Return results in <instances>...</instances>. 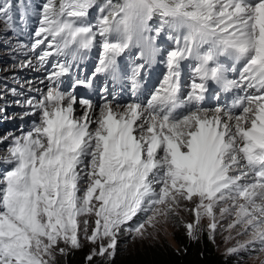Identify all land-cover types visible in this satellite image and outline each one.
<instances>
[{"label": "snow or ice", "instance_id": "snow-or-ice-1", "mask_svg": "<svg viewBox=\"0 0 264 264\" xmlns=\"http://www.w3.org/2000/svg\"><path fill=\"white\" fill-rule=\"evenodd\" d=\"M13 7L0 2L9 27ZM94 7L97 0L40 7L29 51L40 49L46 91L24 102V115L36 119L11 137L2 158L11 168L0 173V264H57V254L79 249L82 238L96 245L89 261L114 256L139 213L144 220L127 230L143 238L181 210L194 213L186 225L193 239L203 218L215 234L219 220L232 216L228 229L239 225L238 235L249 239L230 251L254 245L264 252V0H105L93 22ZM165 36L175 44L163 61L166 74L143 99L140 74ZM96 47L97 64L81 77ZM134 49L141 61L129 77L134 100L119 103L107 85L100 104L78 97L100 76L119 79V60ZM185 61L194 62L186 91ZM212 84L238 94L204 107Z\"/></svg>", "mask_w": 264, "mask_h": 264}, {"label": "rangeland", "instance_id": "rangeland-1", "mask_svg": "<svg viewBox=\"0 0 264 264\" xmlns=\"http://www.w3.org/2000/svg\"><path fill=\"white\" fill-rule=\"evenodd\" d=\"M101 1L102 3L105 2V0ZM16 2H18V0ZM24 2L26 5L28 0H24ZM44 2L45 0H39L38 7L36 8L38 13H36V20L26 28L15 30L12 26L9 27V25L4 22L6 18L0 19V109H3V111H0V173L11 168V165L2 162V158L7 155V148L10 145L11 137L20 136L29 131L33 121L36 119L34 116L24 115L26 111L24 102L32 97L39 98L41 95V93L30 91L28 82L31 77L37 76L45 79L48 74V70L46 69H41L42 72L37 73L31 72L29 68L21 67V64L32 59L36 66H38L36 54L40 49H37V53H33L29 51V47L34 40L33 33L38 28L40 18L39 10ZM96 17L97 10L93 11V9H91L89 19L94 22ZM157 44L162 49L161 54L158 55L150 65H146L145 70L140 74L142 78V88L138 95H141L143 99H146L162 82L166 74V67L163 62L164 58L167 52L175 47L174 42L168 39L167 36H165L162 41L157 40ZM137 51L133 50L132 55L125 54L120 58L119 65L121 75L119 79L113 81L111 78L100 76L93 81L92 88H78V97L89 98L93 100L94 103L100 104L102 103L101 89L107 85L110 92H112L119 103L125 104L134 100L136 97L132 95L129 77L135 65L141 62L133 59ZM96 57L95 50H91L87 54L80 65L79 75L81 77L88 76L93 72L97 64ZM190 63L194 62L187 61L184 70L191 71L192 65L190 66ZM234 74L236 75V73ZM189 81L190 78L186 81V90ZM71 84L72 78L68 77L65 78V83L62 87L69 89ZM111 98L110 96L109 99ZM217 98L215 94L214 99ZM77 108H79V106H77ZM80 110L83 111L82 109ZM4 137H8V139H4ZM184 203L189 208L193 207L190 202ZM217 216L219 219V211H217ZM144 218L143 213H139L134 217L126 228L122 230L118 238L115 255L95 257V264H107L108 261L116 256H120L123 260L127 261H129V259H139L143 256L151 263L153 261L151 259V254L154 252L155 248H159L167 254H170L171 251L174 253L178 252L180 249L178 242L183 241L182 236L187 239L190 236L186 225L188 223H195L193 212L181 210L178 216L170 218L167 223L158 224L156 228L149 227L147 229L148 234L143 238L136 237L127 230L129 227L134 228L138 223L142 222ZM233 219L234 217L232 216L220 219L215 234H211L208 229L209 220L205 217L199 222L197 235L204 236L205 234V237L213 242L215 253L223 256L230 264H264V252H260L258 246L249 245L247 249L235 253L230 251L232 248L238 247L239 243L249 239L248 234L238 235V233L242 232V228L239 225L231 230L228 229V224L231 223ZM89 232H91V226ZM81 244L82 246L79 249H71L63 244H61L60 247L68 248V252L84 250L88 252V256L93 249L96 248V245H93L83 238L81 239ZM64 257L65 255L62 256L57 254L58 261Z\"/></svg>", "mask_w": 264, "mask_h": 264}, {"label": "trees", "instance_id": "trees-1", "mask_svg": "<svg viewBox=\"0 0 264 264\" xmlns=\"http://www.w3.org/2000/svg\"><path fill=\"white\" fill-rule=\"evenodd\" d=\"M183 241H179L180 249L178 252L167 254L155 248L151 254V263L143 256L139 259L123 260L120 256L114 257L107 264H230L223 256L215 253L213 242L204 236L197 235L196 239L191 236L188 239L184 236ZM209 238V236H208ZM88 252L84 250L69 251L57 264H95L96 260L87 259Z\"/></svg>", "mask_w": 264, "mask_h": 264}, {"label": "bare ground", "instance_id": "bare-ground-1", "mask_svg": "<svg viewBox=\"0 0 264 264\" xmlns=\"http://www.w3.org/2000/svg\"><path fill=\"white\" fill-rule=\"evenodd\" d=\"M31 61H32V66L31 67H26V68H29L31 72L33 71V72L41 73L42 70L40 68H38V66H36V64L33 61V59ZM182 78H183V75H182ZM41 81H45V83H47V81L44 78H40V77H37V76L31 77V79L28 82L29 90L33 91V92L42 93L43 90H45V84H42ZM36 89H40V91H36ZM219 93L224 94L225 92L223 90H221ZM204 107L213 108V105L211 104V102L209 100H207L206 103L204 104ZM77 114L78 115L82 114V111L80 110V108H77Z\"/></svg>", "mask_w": 264, "mask_h": 264}]
</instances>
